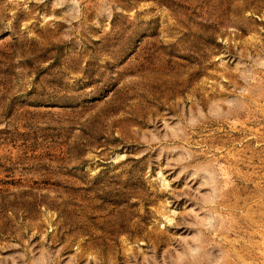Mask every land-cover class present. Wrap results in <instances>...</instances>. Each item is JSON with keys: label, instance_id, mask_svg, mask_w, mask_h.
I'll return each mask as SVG.
<instances>
[{"label": "rangeland", "instance_id": "1", "mask_svg": "<svg viewBox=\"0 0 264 264\" xmlns=\"http://www.w3.org/2000/svg\"><path fill=\"white\" fill-rule=\"evenodd\" d=\"M0 264H264V0H0Z\"/></svg>", "mask_w": 264, "mask_h": 264}]
</instances>
